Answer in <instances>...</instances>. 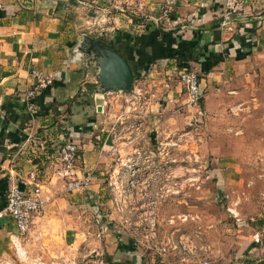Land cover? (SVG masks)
Masks as SVG:
<instances>
[{
    "label": "crops",
    "instance_id": "1",
    "mask_svg": "<svg viewBox=\"0 0 264 264\" xmlns=\"http://www.w3.org/2000/svg\"><path fill=\"white\" fill-rule=\"evenodd\" d=\"M164 1L0 0V211L6 206L10 176L29 191L27 183L36 172L43 201L27 239L16 240L12 218L0 217L1 258L10 255L5 242L12 241L24 242L26 251L44 264H73L74 247L97 229L93 216L99 212L106 231L94 243L108 264H144L132 235L111 230L119 216L108 210L107 170L120 164L111 151L109 120L116 117L110 111L123 93L98 92V76L80 51L85 35L108 37L111 47L130 61L136 75L132 89L142 88L148 96L150 135L160 131V121L186 115L191 108L218 117L225 106L237 105V98L264 84V0H239L246 10L241 15L227 13L228 0H178L168 17L161 12ZM105 11L101 22L109 18L110 25L100 23L97 32L91 27L94 14ZM133 36L142 37L136 49ZM186 67L199 74L204 96L194 106L180 107L186 95L179 98L178 74ZM33 68L54 76V83L35 98L36 115L23 97L33 82ZM70 133L81 146L82 172L94 170L84 192L68 191L50 164ZM250 238L231 264H264V226Z\"/></svg>",
    "mask_w": 264,
    "mask_h": 264
},
{
    "label": "rangeland",
    "instance_id": "2",
    "mask_svg": "<svg viewBox=\"0 0 264 264\" xmlns=\"http://www.w3.org/2000/svg\"><path fill=\"white\" fill-rule=\"evenodd\" d=\"M107 12L94 14L91 27L95 31L101 29L99 25ZM108 19H104L102 25L109 24ZM94 38L102 44L110 41L108 37ZM95 55L94 51L86 53L85 61L98 76L93 60ZM237 99V105L225 106L218 117L191 108L186 110V115H173L160 121L161 129L154 135H150L153 128L146 126L140 135L134 132L131 138L121 139L122 148L132 139L136 148L126 146L121 149L114 157L117 162L127 158L146 162L145 157L150 156L151 162L141 168L140 174L145 171V179H171L172 182L169 187L164 186L165 190H171L168 197L166 195L162 200L161 189L155 193L154 218L150 216V208L148 213L131 209L135 203L132 204L126 193H123L127 196L123 203L125 214L118 211L114 202L108 208L111 215L115 208L119 216L117 222L111 219L116 227L111 230L116 233L120 228L132 235L142 263L145 264L144 259H147L175 264H231L242 255L251 234L264 226V84L254 86L246 96ZM114 107L116 109L110 112L115 116L123 115L121 96L114 100ZM117 117L109 120V129L131 127L129 116L120 118L123 126L117 122ZM181 133L186 135L181 138ZM107 171V177L118 171L129 174L126 168L119 166ZM123 181L126 185V180ZM176 181L180 182L179 187ZM119 188L125 189L122 184ZM106 190L108 199L112 200L108 181ZM144 202L141 200L139 205ZM150 223L153 225L146 238L133 227L142 224L149 227ZM28 236L30 234L22 238ZM5 245L10 255L8 258L0 255V264H34V254L29 252V259L22 261L12 241H6ZM22 248L27 250L24 242Z\"/></svg>",
    "mask_w": 264,
    "mask_h": 264
},
{
    "label": "built area",
    "instance_id": "3",
    "mask_svg": "<svg viewBox=\"0 0 264 264\" xmlns=\"http://www.w3.org/2000/svg\"><path fill=\"white\" fill-rule=\"evenodd\" d=\"M178 0H165L162 5V15L168 17L170 13L174 10L177 5ZM228 14H237L241 15L245 13L246 10L239 0H228L227 1ZM257 17H259L257 15ZM31 77L33 79L32 84L25 90L23 97L26 102L27 110L32 114L36 115L38 113V107L35 102L37 94L50 87L54 83V76L51 73H47L41 69L33 68L31 69ZM178 80L182 87V91L179 92V98L181 95H186L185 103L181 104L180 107L194 106L198 104L203 96L204 89L201 85V80L199 74L191 68H184L178 74ZM166 89L171 88V85L167 82L163 84ZM123 96L121 97L124 101L123 115H117V122L119 124H124L121 117L129 116L131 118V127L120 128L119 130H112V149L113 153L119 154L121 149L126 146H132L136 148L135 140H130L129 143H124L122 148L121 139H126L127 137L131 138V135L135 132L136 135H140L142 130L147 125V105H148V96L143 91L142 88H131L130 91L122 92ZM179 100H176L178 102ZM120 116V117H119ZM70 133L64 142L58 148V154L53 158H50V164L53 167V176L62 181L66 189L70 192L81 191L84 192L88 190L94 178V170L87 172H82L80 162H81V146L74 139ZM134 134V135H135ZM177 135V133L175 134ZM180 135V134H179ZM186 133H181V138L184 137ZM127 136V137H126ZM135 145V146H134ZM137 152V149H135ZM103 153H101L100 158ZM146 162L143 160L139 162V159L127 158L121 159L122 162H118L120 167L126 168L129 174L124 171L114 172L108 177V186L112 193V203L116 205L118 211L125 214L124 206L127 196L131 199L132 204L135 203L131 209H136L140 212H146L149 208L150 216L154 218L155 210L154 206L156 204L157 197L155 193L162 190V200L170 195L171 190H165L164 186L170 185L171 179H145L146 173L140 174L141 168L146 167L147 162H151L150 156L145 157ZM149 165V164H148ZM140 174V175H139ZM142 175V176H141ZM145 175V176H144ZM138 176H141V179H138ZM144 176V178H143ZM37 173H31V180L27 184L31 185L29 191H26L22 188L21 181L13 176H10L8 187L6 191V206L3 211H0V217L3 214H7L14 221L18 234L16 235V240L20 237H23L26 234H29L30 230L33 227L34 220L36 216L43 209V201L41 198V186L37 183ZM123 179L126 180V185H124ZM119 184H122L125 189L120 190ZM177 187L180 186V182L176 181ZM174 187V186H173ZM174 191V190H172ZM169 192V193H168ZM179 193L180 190H177ZM126 193V195H123ZM159 194V193H158ZM134 195V196H133ZM134 199H133V198ZM156 197V198H155ZM144 200L145 202L139 205V202ZM149 201V202H148ZM131 202L130 205L132 206ZM115 210V208H114ZM139 212V214H140ZM117 213V212H116ZM121 220V219H120ZM126 220V219H125ZM93 222L96 225V230H91L89 233H86L84 242L79 246H75L76 255L73 256V264H108V261L105 257V252L98 244H95V241H99L103 233L106 231L103 227V217L102 214L97 212L93 216ZM154 222V221H152ZM142 225H133L135 231L141 233L143 237H147V232H151V226ZM107 228V227H106ZM141 240V239H140ZM17 254L19 258H22V261H27L29 259L28 252L25 250L24 253L20 252L18 245L15 243ZM34 264H44L39 259H33Z\"/></svg>",
    "mask_w": 264,
    "mask_h": 264
},
{
    "label": "water",
    "instance_id": "4",
    "mask_svg": "<svg viewBox=\"0 0 264 264\" xmlns=\"http://www.w3.org/2000/svg\"><path fill=\"white\" fill-rule=\"evenodd\" d=\"M80 51L90 54L96 53L93 60L98 68V91L102 94L122 93L130 91L135 72L129 61L112 47L95 41L91 35H85ZM101 110V107L98 108Z\"/></svg>",
    "mask_w": 264,
    "mask_h": 264
},
{
    "label": "trees",
    "instance_id": "5",
    "mask_svg": "<svg viewBox=\"0 0 264 264\" xmlns=\"http://www.w3.org/2000/svg\"><path fill=\"white\" fill-rule=\"evenodd\" d=\"M128 39H129V41H130V37H128ZM131 40H132V45H133V48L134 49H136V48H138V46H139V44L142 42V37H140V36H133L132 38H131ZM104 44L106 45V46H109V47H111V45L108 43V42H104ZM130 62V61H129Z\"/></svg>",
    "mask_w": 264,
    "mask_h": 264
},
{
    "label": "bare ground",
    "instance_id": "6",
    "mask_svg": "<svg viewBox=\"0 0 264 264\" xmlns=\"http://www.w3.org/2000/svg\"><path fill=\"white\" fill-rule=\"evenodd\" d=\"M19 249L21 253H24L25 250L22 248V246H19Z\"/></svg>",
    "mask_w": 264,
    "mask_h": 264
}]
</instances>
